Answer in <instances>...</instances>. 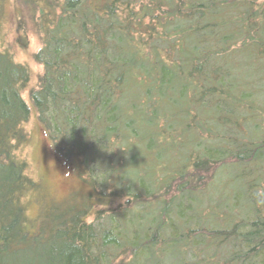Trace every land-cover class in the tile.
Here are the masks:
<instances>
[{
  "label": "trees",
  "instance_id": "1",
  "mask_svg": "<svg viewBox=\"0 0 264 264\" xmlns=\"http://www.w3.org/2000/svg\"><path fill=\"white\" fill-rule=\"evenodd\" d=\"M14 2L40 41L37 122L90 192L26 217L29 71L0 49V264H201L204 240L264 264V0ZM225 176L253 212L213 229L199 208L179 232ZM93 194L124 200L87 222Z\"/></svg>",
  "mask_w": 264,
  "mask_h": 264
},
{
  "label": "rangeland",
  "instance_id": "2",
  "mask_svg": "<svg viewBox=\"0 0 264 264\" xmlns=\"http://www.w3.org/2000/svg\"><path fill=\"white\" fill-rule=\"evenodd\" d=\"M0 4V49L8 51L16 63L25 65L29 71L28 81L20 92L30 110L29 117L23 124L29 138L26 145L20 150V154L28 163L26 174L41 185L38 190L29 195L26 204L25 215L28 220L34 221L39 211V204L36 201L39 194L44 193L45 196H51L53 200H60L69 196H85L87 192H90V189L74 175L72 163L69 160L54 154L47 135L37 122L35 109L30 102L29 92L37 86L42 73V66L33 57L40 48L39 38L25 17V13L15 4L14 0H1ZM190 143V139L186 138L184 145L190 148ZM229 174L228 171L223 173L226 176ZM226 176L218 180L217 186L211 189L210 195L213 196V199L207 200L208 197L200 195L198 200L190 204L189 210H183V220L178 217L179 210L173 212L172 217L177 222L179 232L185 230V221L192 219H186V216L196 217L199 208L203 207H209L212 210L207 211L208 214L199 222L208 228L225 229L231 227L233 222L248 218L247 213H252L253 209H247L246 204L251 205L252 202H248L244 198L243 189L229 182ZM84 192L85 194H83ZM196 194L199 195V193ZM117 202L118 199H111L102 204L97 201V195L93 194L90 200L91 212L87 215L86 220H92L93 213L98 208L115 206ZM235 202H237V206H235ZM183 204L186 203L183 201ZM225 206L229 208L227 210L229 218L228 222L222 223L218 214L223 212ZM215 247L204 240V244L200 246L204 256V261L201 264L234 263L227 262L231 256L228 249ZM248 264L262 263L260 259L258 263L250 262Z\"/></svg>",
  "mask_w": 264,
  "mask_h": 264
},
{
  "label": "bare ground",
  "instance_id": "3",
  "mask_svg": "<svg viewBox=\"0 0 264 264\" xmlns=\"http://www.w3.org/2000/svg\"><path fill=\"white\" fill-rule=\"evenodd\" d=\"M37 52H38V51H37ZM37 52H36V53H37ZM36 53H35V54H36ZM33 57H34V55H33ZM88 193H89V192H87V194H88ZM84 194H85V193H84ZM66 199H67V198H64V199L62 198V199H60L59 201L61 202V201H63V200H66ZM123 200H124V199H121V200H120V199H118V201H120V202H122ZM97 201L99 202V200H98V199H97ZM99 203H101V202H99ZM104 203H106V202H104ZM104 203H102V204H104ZM91 206H92V205H91ZM109 207H110V206H108V207H103V208H109ZM98 209H101V208H98ZM98 209H97V210H95V212H97V211H98ZM92 219H93V218H92ZM86 221H87V220H86ZM91 221H92V220H90V221H87V222H91ZM160 224H162V223L160 222Z\"/></svg>",
  "mask_w": 264,
  "mask_h": 264
}]
</instances>
